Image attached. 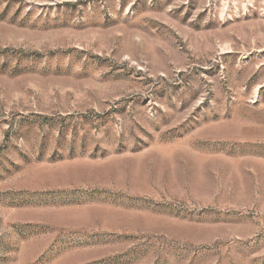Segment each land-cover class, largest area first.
Returning <instances> with one entry per match:
<instances>
[{
    "label": "rangeland",
    "instance_id": "1",
    "mask_svg": "<svg viewBox=\"0 0 264 264\" xmlns=\"http://www.w3.org/2000/svg\"><path fill=\"white\" fill-rule=\"evenodd\" d=\"M0 264H264V0H0Z\"/></svg>",
    "mask_w": 264,
    "mask_h": 264
}]
</instances>
